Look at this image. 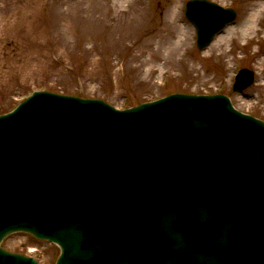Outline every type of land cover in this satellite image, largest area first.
<instances>
[{"label": "water", "instance_id": "water-1", "mask_svg": "<svg viewBox=\"0 0 264 264\" xmlns=\"http://www.w3.org/2000/svg\"><path fill=\"white\" fill-rule=\"evenodd\" d=\"M186 13L200 50L236 19L206 0ZM230 102L118 111L42 91L0 115V264H38L1 248L19 231L58 243L57 264H264V122Z\"/></svg>", "mask_w": 264, "mask_h": 264}, {"label": "rangeland", "instance_id": "rangeland-1", "mask_svg": "<svg viewBox=\"0 0 264 264\" xmlns=\"http://www.w3.org/2000/svg\"><path fill=\"white\" fill-rule=\"evenodd\" d=\"M188 1L0 0V114L36 90L100 98L119 109L173 93H220L264 120V9L252 22L259 2L210 0L237 18L200 51L185 17ZM242 68L256 78L237 93ZM2 246L40 264H55L61 252L24 233Z\"/></svg>", "mask_w": 264, "mask_h": 264}, {"label": "bare ground", "instance_id": "bare-ground-1", "mask_svg": "<svg viewBox=\"0 0 264 264\" xmlns=\"http://www.w3.org/2000/svg\"><path fill=\"white\" fill-rule=\"evenodd\" d=\"M252 2L253 1H256V2H259L260 3V5H259V9H257L255 12H256V14H254V15H252L251 17H250V19H251V21L252 22H254V21H256L257 19H256V17H257V14L258 13H260V11H261V9H264V0H251ZM132 22H135V19L132 21ZM245 33L243 32L242 33V35H244ZM178 47H176V49H177ZM36 251V249H30V253H34Z\"/></svg>", "mask_w": 264, "mask_h": 264}]
</instances>
